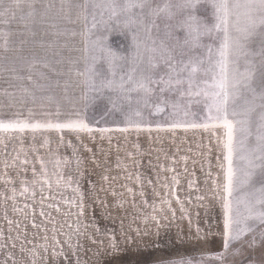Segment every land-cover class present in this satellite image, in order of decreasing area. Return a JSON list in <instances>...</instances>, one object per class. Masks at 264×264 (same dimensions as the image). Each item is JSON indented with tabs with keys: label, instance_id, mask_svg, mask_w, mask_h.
I'll list each match as a JSON object with an SVG mask.
<instances>
[{
	"label": "snow or ice",
	"instance_id": "6c2138e0",
	"mask_svg": "<svg viewBox=\"0 0 264 264\" xmlns=\"http://www.w3.org/2000/svg\"><path fill=\"white\" fill-rule=\"evenodd\" d=\"M201 8L211 10L209 19L198 15ZM13 21L24 29L20 35L25 38L20 44L35 45L43 52L39 57L21 58L11 65L5 55L3 72L10 74L5 79L15 83L10 84L12 90L0 89V146L5 150L2 183L11 193L4 194L3 199L11 200L13 211L25 221L31 217L33 229L43 231V243L27 249L30 264H37L38 260L41 264H82L79 252L85 242L103 243L98 233L107 237L113 249L121 239L159 247L165 222L176 218L173 203L179 205L182 216L191 224L185 201L177 194L180 180L175 159L172 167H159L155 180H145L139 172H130V165L118 157L117 168H122L124 179L134 181L136 187L123 184L125 191L121 192L110 184L99 189L93 184L92 190L113 197L118 209L124 207L125 193L133 207L138 195L151 213H140L142 228L132 227L135 219L128 228L120 220L119 239L115 232L101 233L95 224L89 231L85 197L79 184L83 177L80 152L93 153L85 139L94 145L106 141L111 147L116 133L125 140L132 134L139 139L141 134L151 137L153 133L175 134L178 130L207 133L209 155L213 140L219 150L220 173L213 178L209 160L205 180V184L211 181V198L222 210L225 255L217 259L227 264L229 257L236 260L242 256L244 247H264V0H0V24L10 27ZM178 31L184 32L182 39L177 36ZM113 33L130 37L127 51L111 47ZM0 35L6 37L8 32ZM48 36L52 39H45ZM77 36L82 47H69L67 40L60 42V37ZM0 47L4 53L11 51L7 39ZM65 49L69 52L66 56L61 54ZM72 52L80 54L73 56ZM49 56L57 57L55 64L59 68L54 67ZM38 69H47L56 78ZM22 72L28 74L21 75ZM97 110L100 118L90 117ZM51 133L58 136L57 148L72 149L77 173L75 180L71 175L65 177L61 165L73 161L57 156L56 187L74 194L72 199L61 196L68 209L64 215L75 216L59 227L43 208L45 200L55 199L48 168L40 155V148L51 151ZM65 134L74 137L77 145L66 140ZM29 136L32 144L26 150L24 142ZM38 137L42 139L39 147L35 143ZM12 140L18 141L20 147L18 151L13 149L15 155L9 162L7 149ZM133 147L135 151H127L126 158L135 165L137 154L143 153L139 144ZM98 148L104 151L102 143ZM116 150L120 151L119 146ZM29 152L36 157L35 162L28 158ZM92 160L95 162V153ZM160 172L172 173L170 181L167 176L162 178ZM102 179L109 181L110 177L104 175ZM195 184V180L190 181L188 188ZM146 185L158 198V205L149 203ZM157 187L162 191H157ZM38 193L41 224L36 223ZM18 196L25 201L22 208L15 206ZM196 198L206 199L203 195ZM97 199L107 207L102 198ZM48 207L60 212L58 205ZM4 218L9 226H15L17 234L10 236L0 231V264H17L13 251L16 241L24 237L19 249L22 254L26 253L25 243H31L28 223L22 228L19 220L8 219L7 211ZM47 224H52L51 235ZM195 231L199 235L200 228ZM237 244L240 247L233 251ZM166 264L205 262L181 257L169 259Z\"/></svg>",
	"mask_w": 264,
	"mask_h": 264
},
{
	"label": "rangeland",
	"instance_id": "374dc122",
	"mask_svg": "<svg viewBox=\"0 0 264 264\" xmlns=\"http://www.w3.org/2000/svg\"><path fill=\"white\" fill-rule=\"evenodd\" d=\"M198 15L201 18L209 19L211 17V10L206 8H201L198 12ZM62 27L65 25H61ZM48 27V25H45ZM66 27L72 28L75 27L73 25H66ZM23 26L18 21H13L11 26H5L0 24V33L5 31L8 32V35L5 37L0 35V46L4 45L5 39L8 41V47L11 49L8 53H4L3 47H0V89L10 88V84L15 83L14 81H6L5 77L9 76V73L3 72V67L5 65V55L8 56L7 63L9 65L13 63H17L21 58L30 59L33 55L37 57L43 55L41 49H39L35 45L24 44L21 45L22 37L20 33L23 31ZM51 31V29H50ZM177 36L181 39L184 36L183 31H178ZM41 37H37L40 39ZM45 39L51 40L52 37L48 36ZM65 40L68 41L69 47L75 45V47H82L80 43V37L74 38H66L60 37V42L63 43ZM110 44L114 50L118 51H127L130 48V37L128 35H123L119 33H113L110 37ZM62 55H68L69 52L67 49L63 50ZM80 53L72 52L71 55L76 56ZM49 59L53 61L54 67L59 68L60 65L55 64V60L57 57L49 56ZM39 71H45L50 77L55 79V75L48 71L47 69H38ZM27 72H22L21 75H27ZM34 78H36L34 76ZM27 85L28 82L24 81ZM90 117H94L95 119L100 118V112L93 111L90 114ZM49 139L51 140V151L45 150L44 148H40V155L43 156L46 166L49 171V176L52 181L53 187L51 190V195L55 197L53 200H45L43 204L44 211L46 213H51V218L56 222V227H59L61 224L65 222V220H74L75 216H65L64 213L68 210L67 206L62 203L61 196L66 199L74 198V194L70 190H64L63 187L57 189L56 187V175L57 166L56 159L57 156L63 160L64 158H68L72 160L73 163L68 165H61L63 168V172L65 177L71 175L75 180L77 178V173L74 171L75 163L74 157L71 148H66L61 146L57 148L58 144V136L55 133L48 134ZM122 135L119 133L114 134L111 147L108 143L105 142H97V144H91L87 139L84 140V143L89 147L93 148V153H95V162L92 160L93 153H88L83 150L80 152V156L82 158L83 163L81 164V171L83 172V177L80 178L79 184L80 188L84 193L85 197V205H86V216L88 223L90 225L89 231L91 232V225H98L101 233L107 232L111 234L115 232L119 239L120 232V220L124 221V227L128 228L129 224H132L133 219H135L136 224H132V227L135 228L139 225L141 228L143 227L141 221L140 213L144 215H148L151 213V209L141 203V198L137 195L136 197V205L132 206L130 203V197L125 193L123 197L125 203L123 208H117L116 204L117 200H114L113 197L107 195L103 192H94L92 190V185L94 184L97 189L104 187L107 188L109 184L112 188L117 191L124 192L125 189L121 187L123 184H127L130 187L135 188V185L124 183V177L126 173L122 168H117V159L118 157L124 163H128L130 165L129 171L132 173L139 172L141 174L142 179L147 180L152 179L154 169L148 168V172H146V168L144 167L146 162L152 161L150 160L151 155L150 152L145 151L143 149L140 153L141 155V166L140 169L132 168L131 162H129L126 158V154L123 153L122 148ZM66 140H72L74 145H77V141L74 137L65 134ZM164 142V141H163ZM36 146L39 147L42 144V139L37 138ZM103 144L104 151L100 152L98 145ZM32 144L30 136L25 139L24 147L27 150L29 146ZM117 146H119L120 151L117 152ZM20 144L16 140H12L8 144V156L7 159L11 162L12 157L15 155L13 149L15 148L17 151L19 150ZM4 148L0 146V231H4L6 235L15 236L17 234V230L15 226H9L7 221L4 218L5 211H7L8 219L11 220H19L21 223V227L23 228L25 223H28L27 234L28 240L31 243H25L26 253H20L19 249L21 247V242L24 240V237L21 236L20 240L16 241V249L13 250L17 259V264H30L31 257L27 253V249H31L33 245H39L43 243L41 239L43 235L42 230L33 229L30 225L31 217L28 218V221H25L23 216L20 213L13 211V203L11 200L5 202L3 199V195H11L8 191V188L2 183L3 177V160L4 156ZM194 152L184 153L179 151V157L181 155L187 156L186 158L190 160L193 157ZM23 156V154H21ZM140 155L139 153L137 156ZM170 160L172 158V153H168L162 151L159 154L158 158ZM28 158L35 162L36 157L29 152ZM154 158H157L154 155ZM137 160L138 159L137 157ZM141 161V160H140ZM37 171L40 170L39 163H36ZM30 169V166H29ZM180 175V170L178 171ZM183 171L181 172V176L183 175ZM9 174L15 178V173L12 169H9ZM107 175L110 177L109 181H104L102 177ZM161 177L167 176L169 178V173L160 174ZM27 177L31 178V171L29 170L27 173ZM114 178V179H111ZM180 180V185L184 182V177L178 176ZM192 179V178H190ZM221 179L223 176L221 175ZM170 181V179H169ZM10 187V186H9ZM16 187L19 189V183L17 182ZM159 191H162L159 187H157ZM187 189L184 192L179 193V189L177 194L179 197L185 201V208L187 209V215L191 218V224L188 223V220L185 219L180 210L179 205L173 203V207L176 208V218L171 220V222H165V227L161 229V236L159 247H153L151 245H145L141 242H132L131 239L129 242L125 243L123 240H119L117 248L113 249L107 242V237L100 236L98 233L97 236L103 240L102 244L93 245L90 242H85L84 248H81L79 252V258L82 264H166L169 259L181 258V257H195L197 260H202L205 264H222L221 260L217 259L218 257H223L225 255V250L223 249V235H222V210L219 207L217 201L213 200L212 197V184H208L202 191H206L204 196L206 199L203 201L198 200L196 197L201 196V193H188V190L191 189L186 187ZM147 199L150 204H159V200L157 197L152 195V190L150 186L146 185L145 188ZM48 191L46 190L45 195H48ZM163 194V192H162ZM193 194V195H191ZM189 196V197H187ZM97 197L102 198L107 207L101 206ZM40 195L37 194V202L35 204V210L37 212L36 223H43V218H41L38 213L42 207L39 203ZM190 201V202H189ZM25 201L18 196L16 207H23ZM30 205L32 201H27ZM58 205L60 207V212H56L54 208H49L48 205ZM73 213L75 209L71 210ZM193 212H203L205 214H192ZM46 227L49 229V235H51L52 224H47ZM200 228L199 235L196 233V228ZM67 230V229H65ZM12 241L9 240V244ZM240 246L237 244L233 251L237 250ZM244 254L239 256L238 259L234 260L232 257L228 258L227 264H264V247L257 246L255 248L249 249L244 247ZM42 255L43 254L41 253ZM73 261H75L76 257H72ZM0 260H3V256L0 255ZM37 264H41L38 260ZM67 264V262H65Z\"/></svg>",
	"mask_w": 264,
	"mask_h": 264
},
{
	"label": "crops",
	"instance_id": "0c3cea01",
	"mask_svg": "<svg viewBox=\"0 0 264 264\" xmlns=\"http://www.w3.org/2000/svg\"><path fill=\"white\" fill-rule=\"evenodd\" d=\"M122 140H123L122 148L124 154H126L127 151H135L133 147V145L135 144H139L140 146L139 151L145 149V151L150 152L149 153L151 155L150 160L152 161L146 162L144 167L147 169L146 170L147 173H149L148 168L154 169V172L152 173L153 180H155L156 174L160 166L172 167L173 166L172 160L175 159L177 161L176 164L174 165V167L176 168V173L178 176L184 177V182L181 184V186H179V193L184 192L187 189L186 187L188 186V183L190 181L195 180L196 184L193 186V188L190 191L188 190V193L189 194L201 193V195L204 196V193L206 191H202V190L205 187H207L208 184H210L211 182L209 181L208 184H205L206 171L208 170L209 160H211V171L213 173V178L217 175V173H220V169L218 167V161H217V157L219 156V150L215 145V141L213 140L212 141L213 151L209 155L208 153V145L210 142L209 136L207 133H204L202 130L190 129L188 132H183L178 130L175 134L153 133L151 137H149L147 134H141L139 139H137L136 136L132 134L129 135L127 140H125L123 136ZM162 151L172 153V158H170V160L158 158L159 154H161ZM179 151L184 153L194 152L192 153L193 154L192 159L190 160L183 159L187 157L184 155H181L179 157ZM156 154H157V158H154V155L156 156ZM137 157L141 161L137 160L138 164L135 165L131 163L132 164L131 167L140 169L142 162L141 155H138ZM185 168H187V172L184 171ZM179 170H180V175L178 172ZM182 171L184 173L181 176ZM160 174H163V172H160L159 175ZM171 175L172 173H169V179L171 178ZM124 183L135 185L134 181L131 180L124 181ZM197 187L200 189L199 191H196ZM157 191H159L158 188ZM192 214H205V213L193 212Z\"/></svg>",
	"mask_w": 264,
	"mask_h": 264
}]
</instances>
